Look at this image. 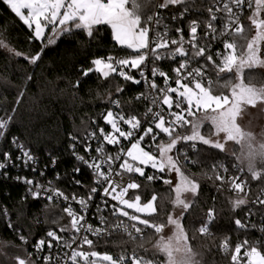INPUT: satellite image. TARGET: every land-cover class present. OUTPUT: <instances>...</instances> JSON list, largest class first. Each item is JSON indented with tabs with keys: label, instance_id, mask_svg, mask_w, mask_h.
I'll use <instances>...</instances> for the list:
<instances>
[{
	"label": "snow or ice",
	"instance_id": "1",
	"mask_svg": "<svg viewBox=\"0 0 264 264\" xmlns=\"http://www.w3.org/2000/svg\"><path fill=\"white\" fill-rule=\"evenodd\" d=\"M2 2L31 31L29 42L40 41L41 49L35 55H27L6 42L0 30V50L35 65L44 48L56 44L60 37L83 31L89 39H95L106 26L114 47L125 55L97 56L91 60V67L83 69V75L96 73L104 80L121 78L133 85L143 84L146 91L138 93L135 101L150 105L140 117L134 114L135 107L126 112L120 99L109 94L111 106L101 113L104 124L93 119L94 130L82 138L69 134L72 155L78 162L71 182L85 189L80 195L67 194L51 182L45 186L27 176L10 177L9 168L38 171L31 149L18 137L10 138L18 154L13 159L12 151L0 152V177L27 185V193L34 200L63 202L61 211L66 214L53 219L56 230L49 228L34 244L6 219V227L16 233L23 245L0 241V251L9 246L23 253L11 256L12 264H207L204 253L192 244L196 237H190L184 226L186 217L198 205L201 191L200 178L191 174L187 165L200 161L192 160L178 145L198 152V142L230 156L235 175L222 162L212 165V175H202L219 182L218 192L232 194L228 199L233 210L250 203L264 210V187L254 199H249L251 182L264 184V126L257 132L252 120L245 122V117L251 115L250 108L264 113V78L257 83L253 72L264 69V0H206L207 17L194 19H188L190 12L203 11L195 7V0ZM167 20L176 27L165 23ZM184 23L188 26L187 37ZM217 43L222 47L214 49ZM162 61L175 65L172 75L160 67L158 62ZM161 78L163 86L157 83ZM124 91L123 87L116 89L117 94ZM22 97L23 92L17 104ZM12 122V114L0 116V141L6 138ZM78 146L84 148L86 155L79 154ZM108 146L115 150L108 151ZM49 157L54 167L57 157L51 153ZM83 167L93 177L91 187L76 179ZM149 170L154 171L149 174ZM39 175L43 176L44 171H39ZM136 177L146 183L142 185ZM158 181L173 194L169 199L171 210L166 213L155 190L150 197L143 196L148 184ZM255 214L249 208L246 219L234 218V224L239 230L264 233V216L256 224L250 220ZM0 215L10 217L6 207L0 209ZM93 217L96 224L91 223ZM216 218L213 203L203 214L199 227L192 231L203 237L213 236L210 229ZM65 219L67 222L61 224ZM120 234L134 245L130 251L121 247L113 255L96 250L100 240L107 244ZM218 247L230 256V264H264V236L255 241L245 238L234 246L225 236Z\"/></svg>",
	"mask_w": 264,
	"mask_h": 264
},
{
	"label": "trees",
	"instance_id": "2",
	"mask_svg": "<svg viewBox=\"0 0 264 264\" xmlns=\"http://www.w3.org/2000/svg\"><path fill=\"white\" fill-rule=\"evenodd\" d=\"M207 6L206 0L204 3L201 0H195V7L203 11L202 13L190 12L188 19L206 18ZM167 23L173 28L176 27L171 20H167ZM244 23L247 25L248 22ZM183 27L184 35L187 37L188 26L184 23ZM0 30L4 32L6 42L27 55H35L41 49L40 41L29 42L31 31L2 0H0ZM48 34L49 30H46V36ZM172 34L175 36L174 32ZM220 47L222 46L218 45L214 49ZM108 54L124 56L125 52L119 47H114L111 31L106 26L101 28L100 34L95 39H89L83 31L60 37L56 44L44 48L41 59L35 65L30 64L23 57H11L6 51L0 50V116L13 115V122L7 136L0 141V152L10 150L15 159L18 153L10 143V138L15 136L25 147L31 149L38 161L36 173L23 168H9L10 177L27 176L42 183L51 182L54 187L64 190L67 194L73 192L78 195L84 194V188L71 182L74 175L73 169L78 162L72 155L70 148L72 141L69 139V134L82 138L88 131L94 130V125L91 123L93 119L97 124L103 125L101 113L111 106L108 103L109 94L120 99L126 112L131 107H135L134 114L140 117H143L149 104L147 101H135L138 93L146 91L142 84L133 85L121 78L110 77L104 80L96 73H90L87 77L83 75V69L91 67L93 58ZM158 63L171 75L173 66L169 61ZM253 72L257 77L256 82H261V78H264V69L257 68ZM132 74L137 75L136 72ZM29 76H31L30 80ZM213 79H215L214 76ZM77 81H80L78 87ZM117 87H123L125 91L117 94ZM21 92L23 97L17 104V98ZM13 108H15L14 113H12ZM178 148L186 151L192 160L200 161L198 164L187 165L191 174L200 178L201 183V191L197 197L198 205L191 210V214L184 221L185 228L189 230V236L196 237L192 244L198 251L204 253L207 264H230V256H226L218 247L224 237L227 236L234 246L245 238L255 241L258 236L252 230H239L234 224V218L245 220L247 207L241 206L233 210L228 199L232 195L218 192L219 182L207 179L202 174L212 175V165L220 162L229 165V172L232 174L233 160L230 156L226 157L217 150L198 142L196 143L198 152L183 145H178ZM77 151L81 155H86L81 146L77 147ZM49 153L57 157L54 167ZM39 171H45L44 175H39ZM152 171L154 170H149V174ZM76 179L81 180L88 187L93 184L89 173L84 168ZM136 179L142 185L146 183L142 178L136 177ZM27 187L14 179L0 177V209L6 207L10 214L8 218L0 215V241H4L6 245L23 247L16 233L6 227V219H10L13 225L18 226L30 243H35L37 239L45 236L49 228L56 230L57 226L51 223L53 219L65 215L61 211L63 206L60 204L49 203L46 199L34 200L27 193ZM262 187L264 184L261 182L252 181L250 193L256 195ZM153 190L161 197L159 203L164 213L170 211L169 199L173 194L170 193L168 186L158 181L148 184L147 192H143V189L141 191L144 198H148ZM213 203L217 210V218L210 229L213 236H200L192 229L199 227L203 214L213 206ZM193 220L196 221L195 224ZM66 222V219L60 221L61 224ZM127 241V236L116 235L110 238L107 244L104 240H100L96 250L108 251L113 255L118 254L121 247H127L130 251L134 245ZM7 248L15 247L7 246Z\"/></svg>",
	"mask_w": 264,
	"mask_h": 264
},
{
	"label": "built area",
	"instance_id": "3",
	"mask_svg": "<svg viewBox=\"0 0 264 264\" xmlns=\"http://www.w3.org/2000/svg\"><path fill=\"white\" fill-rule=\"evenodd\" d=\"M242 21L243 22H248L247 21V19H246V17H243L242 18ZM165 23H167V21H165ZM188 28V27H187ZM188 35V34H187ZM218 45H220V44H215L214 45V47H217ZM170 62V64L174 67L175 65L171 62V61H169ZM172 67V68H173ZM164 70V69H163ZM165 71V70H164ZM173 73H172V69H171V75H172ZM157 83L160 85V86H163V83H164V81H163V79L161 78V79H158L157 80ZM142 86H143V84H142ZM174 86V85H173ZM144 87V86H143ZM148 106H150L149 104H148ZM125 144L127 143V142H124ZM179 146H181V145H179ZM192 149V148H191ZM115 149L112 147V146H108V151H110V152H112V151H114ZM193 150V149H192ZM93 155H95V153H93ZM88 173H89V175H90V177H91V181H92V183H93V177H92V175H91V173H90V170L87 168V167H83ZM24 169V168H23ZM44 173H45V171H44ZM232 174L233 175H235L236 174V172H235V169L233 170V172H232ZM43 178V177H42ZM40 183H42V182H40ZM42 184H44L45 186H47L48 185V182H45V183H42ZM92 186H93V184H92ZM226 192V191H225ZM226 193H228V192H226ZM228 194H230V195H232L231 193H228ZM257 195V194H256ZM256 195H252L251 193H250V195H249V199H250V201L252 200V199H254L255 197H256ZM47 200V199H46ZM55 202V201H54ZM56 203V202H55ZM57 204V203H56ZM60 205H62L63 207H64V204H63V202H61L60 203ZM75 206V205H74ZM245 207H247V210H246V212H245V219H246V213L248 212V210H249V208H252V210H253V212H255L256 214L255 215H253V216H251L250 217V220H251V222L252 223H256V224H259L260 223V217L261 216H264V210H258L257 208H256V206H254V205H252L251 203L249 204V205H247V206H245ZM66 215V214H65ZM91 223H93V224H96L97 223V221H96V219H95V217H93L92 219H91ZM252 231H254L256 234H257V236H258V238L257 239H259L260 237H262V236H264V233H261V232H259L258 230H256V229H252ZM120 235H123V234H120ZM126 236V235H125ZM91 238V237H90ZM256 239V240H257ZM32 244H34V243H32ZM73 247H75V245L73 246ZM28 250L29 251H32V249H31V247H29L28 248ZM65 251H69V250H65ZM242 254H243V250H242ZM33 258H35V257H33Z\"/></svg>",
	"mask_w": 264,
	"mask_h": 264
},
{
	"label": "rangeland",
	"instance_id": "4",
	"mask_svg": "<svg viewBox=\"0 0 264 264\" xmlns=\"http://www.w3.org/2000/svg\"><path fill=\"white\" fill-rule=\"evenodd\" d=\"M251 113L250 116L245 117V122L248 120H252L253 126L255 130L258 132L260 127L264 126V113L258 111V109H249ZM15 254H23L22 252H18L17 248L8 249L7 246L0 251V264H12L10 259L11 256Z\"/></svg>",
	"mask_w": 264,
	"mask_h": 264
}]
</instances>
